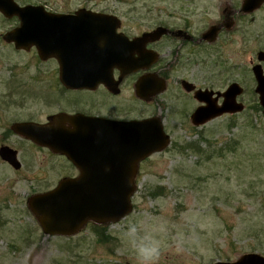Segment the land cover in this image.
<instances>
[{"label": "rangeland", "instance_id": "1", "mask_svg": "<svg viewBox=\"0 0 264 264\" xmlns=\"http://www.w3.org/2000/svg\"><path fill=\"white\" fill-rule=\"evenodd\" d=\"M39 1L64 10H106L132 35L154 27L161 9L205 10L191 19L212 24L227 5L236 7L234 0ZM12 24L0 17V144L19 149L22 166L14 169L0 158V264H140L133 241L143 237L159 242L156 264H213L253 252L264 256V117L254 107L250 67L264 47V4L254 22H239L238 30L210 51L209 85L221 91L237 80L244 87L237 98L244 109L193 126L171 107L164 112L155 105L167 117L170 139L142 163L131 211L107 227L82 226L68 236L45 235L26 204L29 196L55 184L48 166L56 161L9 127L29 116L43 119L55 105L43 98L49 71L37 52L2 40ZM46 170L50 175L41 176Z\"/></svg>", "mask_w": 264, "mask_h": 264}, {"label": "flooded vegetation", "instance_id": "2", "mask_svg": "<svg viewBox=\"0 0 264 264\" xmlns=\"http://www.w3.org/2000/svg\"><path fill=\"white\" fill-rule=\"evenodd\" d=\"M1 1L2 7H8L10 4L19 7L42 4L45 11L51 14H75L80 8L94 11V9L86 6H80L74 10H64L39 0ZM244 3L245 0H234L233 4L236 7L232 9L227 5L222 9V17L212 24L208 21L202 23L200 21L201 24H199L191 19L195 16H204L205 10L200 12L196 10L167 12L161 9L158 14V22L154 27L139 29L133 35L121 26V19L113 14L120 20L116 32L123 34L126 37V42H131L144 33L152 32L155 29L159 30L155 37H145L143 46L141 45L139 51H128L124 57L128 61L135 62L137 67L133 66L132 63H130L131 68L129 65L120 67L111 63L112 60H107V58H95L93 55H98L95 48L94 51L93 49H82L76 52L77 56L62 60L56 57H49L45 60L39 58L41 62L47 65L49 71L46 75L48 84H45L46 89L43 91L46 95L43 98L49 102L48 104L55 105L50 107L54 110L46 113L43 119L36 120L29 116L27 119L16 120L11 123L9 129L13 135L27 141L33 149L41 150L48 156L55 158L56 162L49 164L48 167L51 173L57 177V180L53 186L40 191V193L51 191L63 179H84L86 183L89 178H94L99 183L97 179L100 177L107 178V181L110 177L127 178L132 176L136 179L143 171L141 170L142 163L151 155L161 151L153 152L143 158H139L135 152L134 155H137V160L131 166L130 159L135 156L129 152L125 153V150L120 148V142L125 140L124 136L130 135V130L128 129V131L125 127L131 126V122L154 119L160 122L164 133L170 139L168 120L164 114V112H168V106L171 107L173 113L182 115L184 122L189 119V122L195 126L191 119L192 113L199 106L206 105L205 102L196 98V91H212L211 94L208 92V101L220 105L223 98L217 93L223 92L234 82L242 87V92L237 98L241 96L244 93V87L237 80L230 82L221 91L213 89L209 85V80L212 69L210 64L211 49H215L223 43L222 38L225 34L232 32L233 29L234 31L238 30L239 22H247L248 20L254 22L264 1L257 6H246ZM96 12L108 13L106 10ZM198 13L199 15H197ZM0 17L14 21V24L9 25L1 34L2 38L5 32L19 26V19L17 15L7 16L1 11ZM173 17H176V20H173ZM85 38L93 39L95 44L102 45L100 40H107L108 37L106 35H93L85 36ZM239 40H243L242 35H240ZM5 44L13 47V43L5 42ZM30 49L37 52L34 46ZM260 51H264V47L257 50L256 58L250 67L253 80L252 88L257 99L254 107L259 108L262 113L259 95L256 92L257 79L252 71L254 65H260L261 72L264 74V60L257 56ZM105 52H99V55H104ZM62 79L87 82L85 84L66 85ZM49 91L55 94H51ZM179 99L181 100L179 101ZM155 105H161L164 112L160 106H157L156 110ZM223 115H227V113L215 118ZM16 122H29L36 127H32V130L30 128L29 137H24L11 129L12 124ZM51 135L58 136L59 139H55V142L60 144V150H54L48 146V143H55L49 141ZM40 136L46 137V139L44 138L45 144L36 141V137ZM94 141L100 145L107 143V146L97 147L95 145L96 147L91 149L87 148ZM2 145L8 144H0V146ZM11 148L17 152L16 157L20 163L18 169H20L22 159L19 149ZM30 173L39 175L40 171ZM49 175L50 172L46 170L41 176ZM28 198L27 205H29ZM111 223H97L88 220L82 226L83 228L87 226L98 228L107 227Z\"/></svg>", "mask_w": 264, "mask_h": 264}, {"label": "water", "instance_id": "3", "mask_svg": "<svg viewBox=\"0 0 264 264\" xmlns=\"http://www.w3.org/2000/svg\"><path fill=\"white\" fill-rule=\"evenodd\" d=\"M262 1L264 0H245L244 5L257 6ZM1 4L0 0V11L3 14L17 15L19 19V26L5 32L2 36L3 40L13 43L16 49L29 50L34 46L42 60L49 57L62 60L77 56L76 52L82 49H93L94 51L95 48L98 52V55H93L95 58H107V60H112L111 63L120 67L129 65L131 68L130 63L137 67L135 62L128 61L124 57L128 51H139L146 36L155 37L159 32L155 29L131 42H126V37L116 32L120 20L113 14L95 12L86 8H80L75 14H51L45 11L42 4L24 7L14 4L2 7ZM93 35H106L108 38L100 40L102 45H98L93 39L85 38V36ZM104 51H106L104 55H99V52L104 53ZM257 56L264 60V51H260ZM252 71L257 79L256 92L259 95V103L264 116V74L261 72L260 65H254ZM62 81L66 85L87 82L69 79H62ZM208 92L211 94L212 91L198 90L195 92L196 98L205 102L206 105L199 106L192 113L193 124H203L224 113L241 112L244 108V104L236 99L242 92V87L238 83L233 82L223 92L217 93L223 98L220 105L208 101ZM32 127L36 126L29 122H16L12 124L11 129L24 137H29ZM125 128L130 130H128L130 135L124 136L125 140L120 142V148L133 156L135 152L139 158L149 156L153 152L161 151L168 144L169 136L164 133L160 122L154 119L131 122V126ZM136 130L138 132H135ZM44 138L46 139L43 136L36 137V141L45 144ZM57 138L58 136L51 135L49 141L55 142ZM102 144L104 145L94 141L87 148L91 149L95 145L97 147L107 146V143ZM48 146L54 150H60L59 143H48ZM16 153V150L8 145L0 146V158L14 169L20 167ZM137 155L131 157V166L136 162ZM106 179L98 178L99 183L94 178H89L87 183L84 179H63L51 191L30 196L28 207L36 216L43 233L68 236L76 233L88 220L105 223L116 222L124 218L132 209L131 197L136 188L135 178L131 176L127 178L110 177L108 181ZM213 264H264V256L254 252L244 253L234 261L223 260Z\"/></svg>", "mask_w": 264, "mask_h": 264}, {"label": "clouds", "instance_id": "4", "mask_svg": "<svg viewBox=\"0 0 264 264\" xmlns=\"http://www.w3.org/2000/svg\"><path fill=\"white\" fill-rule=\"evenodd\" d=\"M135 231V229H131ZM136 254L140 260V264H156L160 256L159 242L154 239L143 237L133 241Z\"/></svg>", "mask_w": 264, "mask_h": 264}, {"label": "trees", "instance_id": "5", "mask_svg": "<svg viewBox=\"0 0 264 264\" xmlns=\"http://www.w3.org/2000/svg\"><path fill=\"white\" fill-rule=\"evenodd\" d=\"M198 146V145H197ZM200 148H198L197 150H199Z\"/></svg>", "mask_w": 264, "mask_h": 264}]
</instances>
